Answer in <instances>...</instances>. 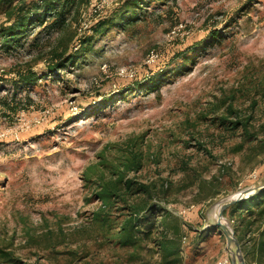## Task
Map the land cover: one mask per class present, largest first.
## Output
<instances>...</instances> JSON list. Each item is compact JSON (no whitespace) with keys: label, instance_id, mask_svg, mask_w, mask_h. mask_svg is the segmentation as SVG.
Masks as SVG:
<instances>
[{"label":"rangeland","instance_id":"1","mask_svg":"<svg viewBox=\"0 0 264 264\" xmlns=\"http://www.w3.org/2000/svg\"><path fill=\"white\" fill-rule=\"evenodd\" d=\"M120 1L92 0L73 27L90 33L89 23ZM214 31L220 34L212 38ZM45 37L40 32L39 43ZM202 41L211 42L203 48ZM40 48L0 46V236L15 253L42 264H142L91 228L101 203L94 171L135 142L144 155L137 177L172 184L169 196L156 193L152 203L178 217L186 264L228 256L217 210L264 183V151L251 155L247 142L236 152L241 136L212 120L226 104L212 105L234 93L226 103L253 113L254 143L264 140V0L156 1L126 30L94 36L63 71L48 72ZM151 51L157 56L148 61ZM28 69L38 78L21 82ZM191 175L218 193L197 200L196 184L184 186ZM50 231L53 239L66 235L54 251L43 248ZM146 249L144 256L156 255Z\"/></svg>","mask_w":264,"mask_h":264},{"label":"trees","instance_id":"2","mask_svg":"<svg viewBox=\"0 0 264 264\" xmlns=\"http://www.w3.org/2000/svg\"><path fill=\"white\" fill-rule=\"evenodd\" d=\"M156 1L164 0H121L109 15H101L89 23L90 33L85 30L80 35L73 24L78 21L81 8L90 5L92 0H1L4 21L0 24V46L10 48L26 42L30 46L41 47L39 51L45 50L40 58L48 57L47 71H63L68 63L76 60L82 51L92 45L94 36L103 35L112 26L126 30L135 22L137 14L146 12L147 7ZM40 32L46 35L43 43L38 41ZM219 34V31H214L210 36L215 38ZM216 41L220 40L216 38ZM209 42L202 41L199 46L206 47ZM190 61L191 58L186 60L187 63ZM37 78L38 74L28 69L20 74L19 80L27 83ZM235 97L234 93L226 94L220 102L214 103V110L226 105L212 120L218 123L215 126L241 136V140L233 145L236 152L241 151L248 142L250 154L256 156L263 153L264 140L254 143L258 132L253 123V113L241 114L233 107V101L226 103V99L232 100ZM255 104L253 100L251 106ZM143 160L142 147L132 142L124 155L117 160L103 162L104 165L94 171L93 190L101 202L92 216L94 236L113 239L120 246L130 249V260H139L142 264H186L188 256L184 253L183 244L185 235L178 217L152 203L156 193H161L163 197L169 196L172 192L169 186L172 184L139 179L135 172L142 168ZM211 183L212 186L216 185ZM192 184L198 188L197 200L218 193V189L206 187L204 179L193 175L184 186ZM154 208H159V212L156 213ZM223 215L232 222L247 264H264V190L231 203L224 208ZM216 230L223 235L219 226H216ZM92 231L90 236H93ZM56 235L57 239H53L51 231L45 232L43 248L54 251L65 241V233ZM200 236L198 233L191 252L198 248ZM144 249L157 256H144ZM0 264L42 263L25 261L15 253L10 242L0 236Z\"/></svg>","mask_w":264,"mask_h":264},{"label":"water","instance_id":"3","mask_svg":"<svg viewBox=\"0 0 264 264\" xmlns=\"http://www.w3.org/2000/svg\"><path fill=\"white\" fill-rule=\"evenodd\" d=\"M261 190H264V183L242 190L238 194L222 202L217 210L215 225L219 226L225 235L228 257L231 264H247V262L234 229L223 220V210L236 200L245 198Z\"/></svg>","mask_w":264,"mask_h":264},{"label":"built area","instance_id":"4","mask_svg":"<svg viewBox=\"0 0 264 264\" xmlns=\"http://www.w3.org/2000/svg\"><path fill=\"white\" fill-rule=\"evenodd\" d=\"M156 56H157V54L154 53L153 51H151V52L149 53L148 61H150V60H154ZM215 264H231V263H230L229 257L225 255V256L220 257V258L216 261Z\"/></svg>","mask_w":264,"mask_h":264}]
</instances>
